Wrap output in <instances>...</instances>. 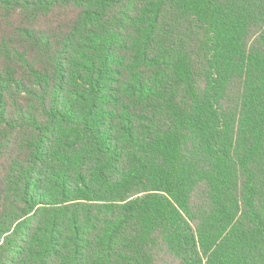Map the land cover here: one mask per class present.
<instances>
[{"label":"trees","instance_id":"obj_1","mask_svg":"<svg viewBox=\"0 0 264 264\" xmlns=\"http://www.w3.org/2000/svg\"><path fill=\"white\" fill-rule=\"evenodd\" d=\"M0 264H264V0H0Z\"/></svg>","mask_w":264,"mask_h":264}]
</instances>
